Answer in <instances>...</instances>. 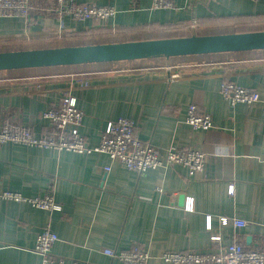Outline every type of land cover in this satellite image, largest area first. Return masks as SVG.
Here are the masks:
<instances>
[{"label":"crops","instance_id":"0c3cea01","mask_svg":"<svg viewBox=\"0 0 264 264\" xmlns=\"http://www.w3.org/2000/svg\"><path fill=\"white\" fill-rule=\"evenodd\" d=\"M74 1L111 5L116 14L77 21L58 16L57 0H29V24L0 17V48L264 30V0H172L170 8H153L152 0ZM223 81L254 89L260 100L231 105L219 92ZM68 92L83 112L79 131L90 146L108 120L127 117L161 155L171 145L193 148L205 154V164L192 175L177 163L138 174L103 152L0 143V191L37 196L49 190L62 207L49 212L0 198V264H42L33 247L45 226L58 236L54 257L87 264H121L103 249L133 245L148 251L152 264H169L157 258L163 251L209 252L234 241L264 246V50L2 70L0 123L42 135L49 122L40 113ZM193 102L211 116L212 128L185 123ZM219 216L246 224L220 225Z\"/></svg>","mask_w":264,"mask_h":264},{"label":"built area","instance_id":"2783aa9c","mask_svg":"<svg viewBox=\"0 0 264 264\" xmlns=\"http://www.w3.org/2000/svg\"><path fill=\"white\" fill-rule=\"evenodd\" d=\"M173 5L172 0H152L153 8H170ZM56 11L60 18L69 16L77 21L88 19L106 21L116 14V9L111 5L77 3L74 0H57ZM5 16H19L29 24V0H0V17ZM177 75L179 73L172 74V76ZM219 92L231 105L251 104L260 100L259 93L254 89L230 81H223ZM40 116L49 122V128L44 134L36 136L30 127L4 120L0 123V143L9 142L82 154L93 151L103 152L111 160L138 174L177 163L186 166L188 173L192 175L201 171L205 164V154L193 148L171 145L161 155L158 147L136 135L135 123L127 117L108 120L99 132L98 144L90 146L79 131L83 112L76 106L75 98L69 92L65 94L59 105L47 107ZM262 120L264 126V106ZM184 121L193 129L208 130L213 127L211 116L198 110L194 102L189 104ZM109 169V166L105 167V171ZM229 193H232L231 186ZM0 198L16 202L24 201L49 212L62 210L49 190L37 196H25L18 191L4 190L0 191ZM192 207V202L188 201L184 209L190 211ZM218 222L220 225L231 223L234 227H242L246 224L242 219L225 216H219ZM210 226L208 216L206 227L210 229ZM210 238L214 241L220 240L218 235ZM57 239V234L48 226L37 234L33 251L41 257L42 264H87L82 260L54 257L51 249ZM103 252L116 257L121 264H152L150 253L136 245L121 251L103 249ZM157 258L169 264H264V246L246 248L242 243L234 241L215 251H163Z\"/></svg>","mask_w":264,"mask_h":264},{"label":"water","instance_id":"95a60500","mask_svg":"<svg viewBox=\"0 0 264 264\" xmlns=\"http://www.w3.org/2000/svg\"><path fill=\"white\" fill-rule=\"evenodd\" d=\"M249 50H264V30L5 50L0 71Z\"/></svg>","mask_w":264,"mask_h":264},{"label":"rangeland","instance_id":"374dc122","mask_svg":"<svg viewBox=\"0 0 264 264\" xmlns=\"http://www.w3.org/2000/svg\"><path fill=\"white\" fill-rule=\"evenodd\" d=\"M54 46H62V44L60 43V44H56V45H54ZM5 49H8V48H0V51L1 50H5ZM64 66V65H63ZM2 71V70H1Z\"/></svg>","mask_w":264,"mask_h":264}]
</instances>
